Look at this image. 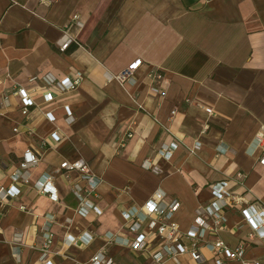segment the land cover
Returning a JSON list of instances; mask_svg holds the SVG:
<instances>
[{"label": "crops", "instance_id": "obj_1", "mask_svg": "<svg viewBox=\"0 0 264 264\" xmlns=\"http://www.w3.org/2000/svg\"><path fill=\"white\" fill-rule=\"evenodd\" d=\"M138 57L131 79L114 77ZM46 73L79 80L60 90L47 85ZM18 87L32 99L26 112ZM261 124L264 0H0V185L10 183L26 147L40 155L28 182L0 203V264H38L46 230L53 264H85L101 246L111 264H150L147 251L105 235L133 237L121 211L157 188L178 199L173 219L181 230L218 179L264 203V166L253 144ZM170 142L176 146L166 158L157 151ZM77 158L98 178L84 196L99 212L77 211L73 185L87 181L60 167ZM43 173L56 198L34 186ZM225 213L226 226L208 239L241 240L246 257L264 258V238L237 224L240 209ZM66 233L76 241L65 244ZM161 242L153 236L150 244ZM200 250L212 264L213 253ZM177 259L162 264L195 263L186 251Z\"/></svg>", "mask_w": 264, "mask_h": 264}, {"label": "built area", "instance_id": "obj_2", "mask_svg": "<svg viewBox=\"0 0 264 264\" xmlns=\"http://www.w3.org/2000/svg\"><path fill=\"white\" fill-rule=\"evenodd\" d=\"M69 41L70 39L62 43L60 49H63ZM141 61L140 57L134 59L126 68L114 74V77L119 81L131 79V71ZM154 75L161 76L158 71ZM43 77L47 85H55L60 90L74 87L79 80V77L70 75L55 79L49 73L44 74ZM151 88L158 90L154 85ZM45 89L46 97L48 99L52 98L53 92L48 87ZM16 92L20 94L23 101L22 112H26L27 105L32 103V99L21 87H18ZM205 110L212 113V108L209 106L205 107ZM68 116L70 117V113H68ZM253 144L257 149L256 159L264 166V124H261L256 131ZM175 146V142L163 143L157 152L167 158L171 155ZM216 147L218 152L226 149L222 142H219ZM39 156V153L30 146L23 150L17 166L10 172V183L0 185V203H4L7 199L16 195L18 183L28 182L27 169L38 161ZM145 165L150 166L148 162ZM60 167L78 170L81 177L87 181L85 187L77 182L73 185L74 192L79 199L77 211L83 215L86 214L88 208L99 212V207L84 196V194L94 191L98 182V178L90 172L86 161L82 158L72 161L64 160L60 163ZM237 173L241 175L240 172ZM33 184L39 192L46 193L51 198H56V190L48 173H43ZM164 196V191L157 188L140 205H133L121 211L126 225L135 232L133 237H122L115 233H106V239L120 241L133 250L147 251L150 264H162L167 259L177 261V254L185 251L194 260V264H209L200 250L202 246L213 253L211 256L212 264H264V258H249L244 255V246L241 240L230 246L220 237L213 239L207 237L208 233L217 234L220 229L226 226L228 220L225 213L226 209L237 207L242 214V219L237 224H240L243 220L250 225L247 236L264 238V203L261 200L250 196L246 191L229 190L225 179L215 180L212 183L211 198L198 205L194 222L186 230H181L173 219L175 209L178 206V199L175 197L165 199ZM153 236L161 237V244L152 246L150 242ZM43 237L38 264H53L48 257L51 243L50 231H43ZM184 239H188L189 243L183 244L182 240ZM63 240L67 245L76 241L70 233H66ZM111 262V257L105 255V248L101 246L85 264H111Z\"/></svg>", "mask_w": 264, "mask_h": 264}, {"label": "trees", "instance_id": "obj_3", "mask_svg": "<svg viewBox=\"0 0 264 264\" xmlns=\"http://www.w3.org/2000/svg\"><path fill=\"white\" fill-rule=\"evenodd\" d=\"M70 44H71V43H70ZM70 44H69V45H70ZM68 47H69V46H68Z\"/></svg>", "mask_w": 264, "mask_h": 264}]
</instances>
